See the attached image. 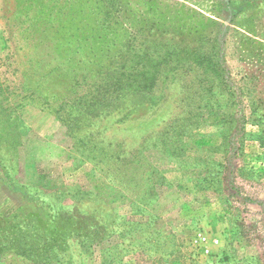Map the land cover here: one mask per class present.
Returning <instances> with one entry per match:
<instances>
[{
  "label": "rangeland",
  "instance_id": "rangeland-1",
  "mask_svg": "<svg viewBox=\"0 0 264 264\" xmlns=\"http://www.w3.org/2000/svg\"><path fill=\"white\" fill-rule=\"evenodd\" d=\"M0 264H264V0H0Z\"/></svg>",
  "mask_w": 264,
  "mask_h": 264
}]
</instances>
